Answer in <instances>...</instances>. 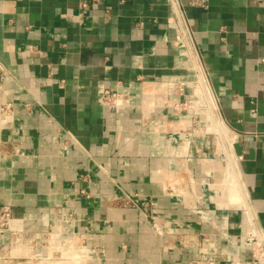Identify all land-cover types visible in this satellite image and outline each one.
<instances>
[{"label":"crops","instance_id":"0c3cea01","mask_svg":"<svg viewBox=\"0 0 264 264\" xmlns=\"http://www.w3.org/2000/svg\"><path fill=\"white\" fill-rule=\"evenodd\" d=\"M179 2L0 0L3 264L252 258L264 0Z\"/></svg>","mask_w":264,"mask_h":264},{"label":"built area","instance_id":"2783aa9c","mask_svg":"<svg viewBox=\"0 0 264 264\" xmlns=\"http://www.w3.org/2000/svg\"><path fill=\"white\" fill-rule=\"evenodd\" d=\"M177 5H180L179 0H175ZM192 4L206 6L208 0H191ZM186 21L185 18H183ZM264 62V57L261 58ZM116 99L115 93L106 91L103 100L104 102L114 101ZM2 109L9 108V104H2ZM127 202L132 205L140 206L144 203L139 204L135 199L128 197ZM14 219L13 209L10 205L4 204L0 205V232L8 231L11 229V225ZM249 237L253 241V255L251 259L248 260H234L231 264H264V236L257 233L256 230L249 232ZM20 238L15 239V243L18 242ZM208 264H213V261H209Z\"/></svg>","mask_w":264,"mask_h":264},{"label":"rangeland","instance_id":"374dc122","mask_svg":"<svg viewBox=\"0 0 264 264\" xmlns=\"http://www.w3.org/2000/svg\"><path fill=\"white\" fill-rule=\"evenodd\" d=\"M12 263H13V261H12ZM0 264H3V263L0 261ZM4 264H6V263L4 262ZM8 264H10V263H8Z\"/></svg>","mask_w":264,"mask_h":264},{"label":"bare ground","instance_id":"6f19581e","mask_svg":"<svg viewBox=\"0 0 264 264\" xmlns=\"http://www.w3.org/2000/svg\"><path fill=\"white\" fill-rule=\"evenodd\" d=\"M235 196H233V198H234Z\"/></svg>","mask_w":264,"mask_h":264}]
</instances>
